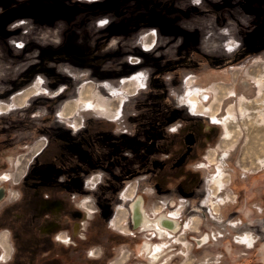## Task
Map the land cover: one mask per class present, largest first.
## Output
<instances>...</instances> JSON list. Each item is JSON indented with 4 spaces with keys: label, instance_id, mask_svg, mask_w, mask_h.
I'll list each match as a JSON object with an SVG mask.
<instances>
[{
    "label": "rangeland",
    "instance_id": "374dc122",
    "mask_svg": "<svg viewBox=\"0 0 264 264\" xmlns=\"http://www.w3.org/2000/svg\"><path fill=\"white\" fill-rule=\"evenodd\" d=\"M233 1L237 5L238 0ZM146 2L131 6L132 0H69L68 3L72 8L68 9V6L61 10L74 16L77 14L85 16L95 12L96 24L102 27L110 24L111 10L124 9V12H136L139 8L148 10L155 7L158 11L163 9L194 11V8L200 10L203 6L202 0H187L189 6L185 8H182L186 2L183 0L156 2L148 0ZM229 3L228 1L225 6L218 5L221 21L232 18V13L236 15L239 10L233 9ZM220 4L223 5L222 1ZM246 4V0H242L241 7L244 6L247 9L249 5L247 7ZM15 6H24L25 10L22 8L16 11L20 13L24 11L26 16L10 17V10ZM60 8L62 7L56 0H0V47L4 50L0 56L4 55L7 59L3 60L4 58L0 57V78H2L0 81V178L11 174L14 175L15 182H20L23 175L27 173L30 175V183L47 184L54 180L61 181L58 174L62 173L61 182L66 186L68 183L81 184L79 177L69 174L71 168H62L57 165L54 154L51 156L53 162L46 163L45 166L37 164L40 158L37 153L41 152L47 144L55 142L51 141L47 134L51 132L54 135L57 131V136L52 138L62 148L61 152L71 153V156L74 153L78 154L76 158L83 162L86 157L85 152L81 151V145L85 141V138H82L88 130L89 121L99 119L98 117L101 118V116L107 118L117 116L119 109L126 106L130 108V113H134L135 108L132 106L141 103L142 95L136 94L145 82L144 70L141 69L133 70V72L131 70L119 79L112 77L106 82L84 79L79 84L74 83L72 87L69 82L72 76L63 72L55 76L58 84L53 87L54 83L51 82L52 88L48 87V81H54L53 75L48 71L46 75L35 73L27 85L13 90L9 95H2V83L6 79L8 80L4 83V87L15 86L16 83L13 80L27 71V65H25L27 60H18L17 57L25 54L28 48L34 50L35 47L32 42L28 44V47L24 42L25 37L46 44L54 35H58L59 30L63 31L67 22L63 14L57 12ZM250 8V12L247 11L250 14L247 17L250 26L244 24L240 27L232 22V25L240 29L239 36L229 24H223V27L216 25L215 17L212 16L191 17L189 23L181 21L177 14L168 17L171 24L191 25L189 28L200 38V46L195 43V49L209 56V60L215 62L216 58L224 60L221 58L224 57L227 58V62H232L231 64L220 62L218 66H213V71L210 72L212 74L209 73L211 71L209 64L200 65L196 70L190 69L188 72L183 70L182 80L170 88L175 110L167 118L175 124H184L185 127L193 124L204 125L197 128L202 136V148L204 146L202 157L192 162L191 167L194 175L202 178V181L194 187L198 189L195 194L188 197L175 192L171 194L161 192L158 193L157 198L149 195L147 211L152 217L159 211L170 212L176 219H181L184 226L189 222L191 229L188 234L176 236L170 240L167 238L165 241L161 239L156 241L151 240L152 231L139 233L131 230L127 212L122 207L119 209V206L123 204L121 200L123 194L129 198L134 196L137 182L142 179L138 176L133 180H127L118 192L109 193V200L104 199L106 202L112 201L113 208L109 223L113 225L117 217L121 221L113 225L114 230H109V234L102 240L106 250L113 249L112 254L107 256L104 250L103 256L99 251L98 243L78 242L77 264H152L141 253L140 248L145 241H150L155 246L160 245L162 257L156 264H264V35H261L264 31V13L262 12L264 0H253ZM209 11L212 14V11ZM57 14H60L61 18ZM92 21V19L89 21L90 25L94 24ZM18 24L22 27L16 26ZM258 25H261V28L258 29ZM80 33L83 32L75 34ZM218 34L222 36L221 41L213 39V36ZM144 40L142 41L145 42ZM240 40L249 45L259 42L262 47L257 45L255 50L249 53L246 49H241L243 47ZM227 44L231 45V48H226ZM169 51L173 56L174 53L179 52L173 46ZM134 61L130 56L129 59L116 61L115 66L109 65V67L120 68L127 64L133 65ZM50 66L52 63L47 64V69ZM109 75L113 73L106 74V76ZM166 75L173 76L171 73ZM62 87H66V90L59 93ZM28 90H30L29 94L26 95ZM201 90L207 94L206 101L197 100V104L194 105L191 99L200 97ZM26 97H29V100ZM90 99L97 103L99 101L101 107L95 108V111H85L86 107L80 105L81 100ZM176 114H181L190 121L177 120ZM68 116L71 117L68 118ZM211 120L222 122V124H212ZM74 124L78 127L77 134L73 133L70 127ZM116 129L129 132L131 126L120 121L116 124ZM249 130L253 132L252 139L249 138ZM73 135L80 138L75 145L71 144ZM53 146L56 145L53 144ZM159 147L160 144H157L156 148L159 149ZM162 148L164 149L163 144ZM139 159L147 162L145 157ZM120 162L121 159L116 163L121 164ZM123 168H115L116 170L112 173H122L120 171ZM219 171L222 173L224 182L217 191L214 181L218 178ZM98 173L93 176L99 177ZM82 180L85 183V179ZM112 182L108 181V185L115 186L116 182ZM234 185L238 186V192L234 189ZM141 189L150 194L152 188L144 185ZM17 190V186L12 185L13 193ZM183 191L186 193L185 189ZM80 194L76 205L89 214L88 207L93 209V203L87 202L90 196H85V193ZM216 195H218L217 199ZM93 200L96 199L93 198ZM118 209L119 215H117ZM176 212H178L177 216ZM207 234L211 239L213 237L216 239H212L209 244L204 245L205 247L197 248L190 240V236L200 237ZM244 235L249 236L250 244L243 245L237 239ZM109 237L111 239L107 241ZM86 249L94 250V257H88Z\"/></svg>",
    "mask_w": 264,
    "mask_h": 264
},
{
    "label": "flooded vegetation",
    "instance_id": "af4514ba",
    "mask_svg": "<svg viewBox=\"0 0 264 264\" xmlns=\"http://www.w3.org/2000/svg\"><path fill=\"white\" fill-rule=\"evenodd\" d=\"M62 1L57 0V3L62 7L60 9L67 8ZM65 1L67 2V0ZM156 1L158 0H152L151 2ZM183 1L186 2H184L182 8L189 6L187 0ZM209 1L211 0H202L203 6H201V9L196 10L194 8V11L191 9L188 11L183 9H174L173 11L163 9L158 11L155 10V7L145 10L149 11L150 14L145 17L139 26L145 27L144 30L148 31L149 34L151 30H154L150 29V27H157L158 30H161V34L166 35L164 32L166 25L169 29L176 31L177 37L183 31L185 38L184 40L178 38L171 42L170 46L179 50V52L174 53V56L173 54L171 55L170 49L168 50L172 58L168 56L164 60H142V63L140 60H135L132 62L133 65H124L119 70L108 65V73H113V75L108 76V80L112 77H118L117 79H119L125 73L131 70L133 72V70L137 69H148L149 77L145 78L144 76V87L140 86L141 89L139 88L136 92V94L139 93L142 96L140 98L141 103L132 106L135 108L134 113H130V108L126 106L119 109V115L117 116L111 118L101 116V118L98 117L99 119L89 121L88 130L82 138H85V141L81 145V151L85 152L84 156L86 157L83 162L76 158L78 154L74 153L71 156V153L64 154L63 151L61 152L62 148L52 138L57 136V131L54 132V135L51 132L47 134L50 140L55 142L47 144L42 148L41 152L37 153L40 157L37 164L45 166L46 163L53 162L51 161V156L54 154L57 165L62 168H71L72 170L69 171V174L76 178L79 177L78 180L81 184L68 183V186H66L61 182L62 173L58 174V178L60 177L61 181L54 180L53 182L51 181L52 183L47 184L30 183V175L27 173L23 175L20 182H15L14 175L11 174H6L0 178V264H77L76 249L78 242L84 244L98 243L99 251L103 256L104 250L107 252L105 255H111L113 249L111 251L106 250L102 240L104 236L109 234V230H114L113 225L121 221L117 217L114 219L113 225L109 223L108 220L111 218L113 208L112 201L106 202L104 199L109 200V193L118 192L127 180H133V178L138 176H141L142 179L137 182L134 196L130 195L132 197L129 198L123 194L121 198L123 204L119 206V209L122 207L126 210L128 225L131 230L139 233L152 231L150 233L152 236L151 240L155 239L156 241L159 239L165 241L167 238L170 240L176 236H186L188 234L191 229L189 222L184 226L182 220L176 219L170 212L159 211L152 217L147 211L149 195L157 198L158 193L166 192V194H171L175 192V194L188 197L191 194H195L198 189L196 190L194 187H197L198 183L202 181V178L194 175L191 167L192 162L194 163L196 159L202 157L204 146L202 148V136L197 128L199 126L204 127V125L197 124L199 126H196V124H193L185 127L184 124H175L167 118L175 110V102L170 94V88L182 80L183 70L188 72L190 69L196 70L200 65L209 64L211 65L209 67L210 73L213 71V66H218L220 62H227V58L221 57L224 60H218V57L214 60L215 62L209 60V56L203 54L199 49H195V43L200 46V38H198L195 31L189 28L191 25H184V23L180 25L171 24L168 17L177 14L181 21L188 22L191 17L212 16L215 17L214 22L219 27H223V24L231 26L232 22L235 24L243 22L240 25L250 26L247 19L250 14L247 11L251 10L250 6L253 0H246L247 7L249 5L247 9L244 6L241 7L242 0H238L237 5L232 0H215V4L210 5L211 7L206 4ZM221 1L223 5L220 4ZM228 1L233 9L239 10L236 15L232 13V18L221 21L218 13L220 7L218 5L225 6ZM255 7L257 6L255 5ZM22 8L25 10L24 6L13 7L10 10V17L25 15L24 11L21 13L16 11ZM209 10L212 11V14ZM136 12L139 13L141 11ZM262 12L264 13V9ZM125 13L124 9L122 11L111 10L110 18H115L116 21L120 19V15L122 16ZM131 13H135V11H131ZM27 16L30 17V15ZM238 19L240 22H238ZM95 20H97V17H95ZM16 26L22 27L21 24ZM260 26L258 25L257 28H261ZM158 30L155 32H158ZM235 32L238 33V36L241 34L238 28H236ZM261 35H264V31ZM182 42H184L186 48V52L183 54L180 52L183 48ZM241 44L243 47L241 49H246L249 53L253 52L257 45L259 47L261 45L259 42H254L252 45L243 42ZM231 63L227 62V64ZM167 73H171L173 76H168L166 75ZM29 74L27 70L17 77L16 80H13L16 83L15 86L4 87V83L8 80L6 79L2 83V95H9L13 90H18L27 85L33 79ZM53 80L48 81V87L52 88L51 82L54 83L53 87L58 84L56 82L57 79ZM0 81H2V78H0ZM64 90H66V87L59 89V93ZM29 91L26 92V95L29 94ZM26 99L29 100V97H26ZM83 106L86 107L85 105ZM85 111H95V108L87 106ZM70 117L68 116V118ZM176 118L183 122L190 121L181 114H176ZM120 121L131 126L129 132L116 129V124L120 123ZM211 123L222 124V122L214 120H211ZM70 127L73 133H78V127L75 124ZM221 127L224 128L223 126ZM79 140V137L71 136V144L75 145ZM53 144L56 146H53ZM157 144H160L159 149L156 148ZM140 157H145L147 162H142L139 159ZM120 159L121 164H117L116 162L120 161ZM110 161L114 162L109 164L108 162ZM122 167H124L120 171L122 173H112ZM97 172L100 174L99 177L93 176ZM219 173L221 172L219 171ZM219 173L217 175L218 181L214 184L217 187V191L224 182L222 173ZM82 179H85V183H83ZM108 181H115V186L108 185ZM12 185L17 186L18 190L16 193H13ZM144 185L147 188H152L150 194L141 189ZM233 187L235 190L237 189V192L239 191L237 185ZM184 189L186 193H184ZM80 193H85V196L89 195L91 197V199L90 197L89 199L87 198V202H92V207L95 210L88 207L89 214L80 210L76 205L78 197L81 196ZM217 197L218 195H216V199ZM93 198L96 200H93ZM184 207L187 208V206ZM119 209L117 215H119ZM175 215L177 216L178 212ZM178 218L180 217L178 216ZM110 239L109 237L107 241H110ZM212 239H216V237ZM212 239L208 234L200 237L190 236V240L194 242L197 248L205 247L204 245L209 244ZM237 239L243 245L251 243L248 235ZM155 248L160 251V254L162 253L160 245L155 246L154 243L145 241L140 248L142 256L145 255L147 261L151 262V257L155 254ZM73 250L74 253H72ZM66 252L67 254H65ZM86 252L88 257H94V250L90 249L89 251L86 249ZM96 257L98 256L96 255ZM161 257L156 263L160 261Z\"/></svg>",
    "mask_w": 264,
    "mask_h": 264
},
{
    "label": "crops",
    "instance_id": "0c3cea01",
    "mask_svg": "<svg viewBox=\"0 0 264 264\" xmlns=\"http://www.w3.org/2000/svg\"><path fill=\"white\" fill-rule=\"evenodd\" d=\"M146 1L148 0H132L131 6L147 3ZM206 4L211 7L210 5L215 4V0H211L209 3L206 2ZM62 11L59 9L57 12L63 14L62 16L68 24L66 23L63 31L59 30L58 35H54L50 42L44 44L27 37L24 39L27 45L32 42L35 48L34 50L28 48L25 50V54L23 53L17 58L18 60H27L25 65H27L31 78L35 73L46 75V71H48L53 75L52 77L57 79L55 77L57 74L61 75L63 72H67L72 76H69L71 86L84 79L106 82L108 80V76H106L108 65H115L116 61L129 59L130 56L132 60H140L141 63L142 60H164L169 56L168 50L171 48V42L178 38L182 40L185 38L183 31L177 37L176 31L169 29L166 25L164 31L166 35L161 34V30H158L157 27H150V29L158 30V32L151 30L152 33H147L148 31L144 30L145 27L139 25L145 17L149 16L150 12L142 8L137 10L141 11L139 13L126 12L122 16L120 15L121 21L109 18L110 24L102 27L97 26L96 20L93 19L96 17L95 12L92 15L90 14L91 16L89 14L74 16V14ZM60 14H57L59 18H61ZM87 17L89 18L86 20ZM91 19L94 22L92 25L89 24ZM77 21L79 22L77 23ZM238 22H240L239 19ZM79 23L83 24L78 25ZM240 24L243 23H237L236 26L241 27ZM236 26L231 24L233 31L236 30ZM77 32L83 33L75 34ZM218 35L213 36V39H216L215 41L221 39L222 36ZM143 39H145V42L142 41ZM182 47L180 52L183 54L186 52L184 42H182ZM3 51L0 47V54H3ZM0 57L7 60L4 55ZM49 63H52V66L47 69ZM143 75L145 78L149 77L148 69H144Z\"/></svg>",
    "mask_w": 264,
    "mask_h": 264
},
{
    "label": "bare ground",
    "instance_id": "6f19581e",
    "mask_svg": "<svg viewBox=\"0 0 264 264\" xmlns=\"http://www.w3.org/2000/svg\"><path fill=\"white\" fill-rule=\"evenodd\" d=\"M199 93H200V97H198L197 99H195V97H193V99H191V97H190V99H191V101H192V103L194 105L197 104V100H200L202 102L206 101L207 94L203 90H201ZM80 104L81 105H85L86 107L87 106L91 107V108H100L101 107L99 101L97 103V102H95L94 100H91V99L90 100H81ZM249 131H250V137L249 138L252 139V137H254L253 136V132H252V130H249ZM217 181H218V178H216V180L214 182L217 183ZM154 252H155V254L151 257V263L152 264H156V261L161 256L160 251L157 248L154 249Z\"/></svg>",
    "mask_w": 264,
    "mask_h": 264
},
{
    "label": "trees",
    "instance_id": "16d2710c",
    "mask_svg": "<svg viewBox=\"0 0 264 264\" xmlns=\"http://www.w3.org/2000/svg\"><path fill=\"white\" fill-rule=\"evenodd\" d=\"M69 0H67V2L65 0L62 1L63 4L67 5V7L69 6V8H71L70 4L68 3ZM57 2V0H56Z\"/></svg>",
    "mask_w": 264,
    "mask_h": 264
},
{
    "label": "built area",
    "instance_id": "2783aa9c",
    "mask_svg": "<svg viewBox=\"0 0 264 264\" xmlns=\"http://www.w3.org/2000/svg\"><path fill=\"white\" fill-rule=\"evenodd\" d=\"M228 45H229V44L226 45V48H231V45H229V46H228Z\"/></svg>",
    "mask_w": 264,
    "mask_h": 264
}]
</instances>
